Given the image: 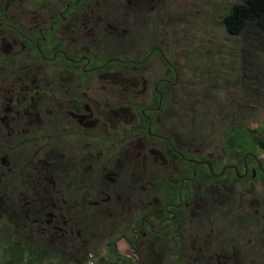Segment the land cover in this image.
<instances>
[{"label":"flooded vegetation","instance_id":"af4514ba","mask_svg":"<svg viewBox=\"0 0 264 264\" xmlns=\"http://www.w3.org/2000/svg\"><path fill=\"white\" fill-rule=\"evenodd\" d=\"M143 1L15 11L0 0L1 217L68 259L80 242L104 243L101 264H136L141 246L162 264L258 255L264 160L175 132L176 70L127 27L142 23ZM234 195L248 210L236 235V216L222 211Z\"/></svg>","mask_w":264,"mask_h":264},{"label":"rangeland","instance_id":"374dc122","mask_svg":"<svg viewBox=\"0 0 264 264\" xmlns=\"http://www.w3.org/2000/svg\"><path fill=\"white\" fill-rule=\"evenodd\" d=\"M49 1L53 0H9V7L37 11L41 3ZM236 1L147 0L140 4L142 23L136 26L130 21L127 25L142 46L157 48L153 56H163L176 70L175 132L195 144L208 145L211 153L214 149L219 153L220 148V154L231 150L235 129L250 130L264 144V37L254 29L237 36L226 33L220 17ZM128 33L129 42H135V36ZM245 153L264 160L263 148L251 147ZM233 199L225 201L222 211H233L235 224L240 225L232 233L242 234L238 230L248 223L239 216L248 210L246 205L237 207L236 195ZM246 200L243 197L241 203ZM225 221L223 224L228 223ZM20 233L24 231L14 228L0 212V264H79L74 258L80 257L85 258V264H101V258L107 259L104 243L80 242L82 247L69 253L68 259L53 250L34 248ZM239 239L243 242L245 237ZM130 257L136 264H162L161 258L153 257L144 246ZM231 264H264V250L258 255L247 252L233 258Z\"/></svg>","mask_w":264,"mask_h":264},{"label":"trees","instance_id":"16d2710c","mask_svg":"<svg viewBox=\"0 0 264 264\" xmlns=\"http://www.w3.org/2000/svg\"><path fill=\"white\" fill-rule=\"evenodd\" d=\"M220 23L231 36H237L247 29H254L264 37V0H237L220 17ZM255 146L264 149L262 140L255 137L250 130H234L231 148L238 153H245ZM84 261L85 258L80 257V264Z\"/></svg>","mask_w":264,"mask_h":264},{"label":"built area","instance_id":"2783aa9c","mask_svg":"<svg viewBox=\"0 0 264 264\" xmlns=\"http://www.w3.org/2000/svg\"><path fill=\"white\" fill-rule=\"evenodd\" d=\"M87 264H92L91 262H88Z\"/></svg>","mask_w":264,"mask_h":264}]
</instances>
